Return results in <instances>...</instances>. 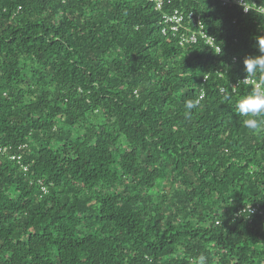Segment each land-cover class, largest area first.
Masks as SVG:
<instances>
[{
  "label": "trees",
  "instance_id": "trees-1",
  "mask_svg": "<svg viewBox=\"0 0 264 264\" xmlns=\"http://www.w3.org/2000/svg\"><path fill=\"white\" fill-rule=\"evenodd\" d=\"M260 37L234 0H0V264H264Z\"/></svg>",
  "mask_w": 264,
  "mask_h": 264
},
{
  "label": "clouds",
  "instance_id": "clouds-1",
  "mask_svg": "<svg viewBox=\"0 0 264 264\" xmlns=\"http://www.w3.org/2000/svg\"><path fill=\"white\" fill-rule=\"evenodd\" d=\"M248 9L245 8V11ZM260 54L248 56L244 59V70L249 75L257 72L264 73V37L258 38L257 44ZM247 82V78L244 80ZM264 83V82H262ZM186 113L190 114L192 110H198L199 100H187L185 102ZM236 114L243 117V125L252 131H259L264 127V86L258 87L250 94L245 95L238 100L235 105ZM198 264H207V258L201 255L198 258Z\"/></svg>",
  "mask_w": 264,
  "mask_h": 264
},
{
  "label": "built area",
  "instance_id": "built-area-1",
  "mask_svg": "<svg viewBox=\"0 0 264 264\" xmlns=\"http://www.w3.org/2000/svg\"><path fill=\"white\" fill-rule=\"evenodd\" d=\"M148 1L151 2L155 6V9H157V10L162 11V9L165 7V0H148ZM222 1L226 4L231 2V0H222ZM234 3L242 6L244 11H245V8L248 9L247 11H245V13H249L251 10H256L258 12L264 13V6L263 5H257L256 3L251 4L246 0H234ZM163 18L167 24H171L169 27L174 32V34L179 33V31H180L179 29H180V26L182 25L183 21H187L188 23H194L195 25H201L200 16H196L195 12H190L187 15V13L181 12L180 10L175 9L172 12V14H170V15L164 14ZM163 32L166 33V29H163ZM185 35H183V36H185ZM203 36L206 37L205 34ZM190 39L192 42H195L197 40L195 33L191 36ZM207 42L209 44H214V38L207 37ZM4 150H5V152L8 151L7 148H5ZM8 155H10L12 160H17V159L20 160L21 159V155L11 153L10 151H9ZM44 191H46V187H44Z\"/></svg>",
  "mask_w": 264,
  "mask_h": 264
}]
</instances>
